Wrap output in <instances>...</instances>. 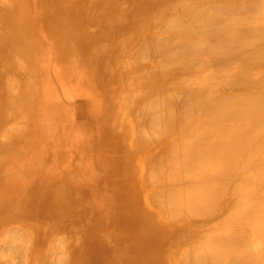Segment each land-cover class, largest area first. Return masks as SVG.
Instances as JSON below:
<instances>
[{
  "label": "rangeland",
  "instance_id": "rangeland-1",
  "mask_svg": "<svg viewBox=\"0 0 264 264\" xmlns=\"http://www.w3.org/2000/svg\"><path fill=\"white\" fill-rule=\"evenodd\" d=\"M145 1L0 0V30H3L1 25L6 24V36L3 39L7 37L8 40H14L11 44L8 42L12 51L9 52V60L5 65L12 66V73H4L5 89L0 87V92L6 95L2 100L4 103L0 105L4 111V119L0 124V264H102L101 260H107L105 264H143L145 250L142 251L134 239L138 229H149V259H159L157 264H179L177 252L181 251V255L190 245L197 246V243L205 241L207 233L210 236L211 232H215L214 229L222 230L224 227L211 223L212 220L206 221L208 217L203 221L198 216L194 217L195 220L193 217L182 218L183 216L176 214L167 217L166 207H162V210H141L139 207L143 202L140 198L144 200L141 192L142 170L146 161L136 154L130 156V160L125 155L121 159L118 146L115 156L117 164H112L108 159L111 155L108 146L114 147L115 133H125L130 129L133 134L134 130V122L130 118L132 115L122 106L124 92L131 87L138 72L144 71L146 75V71L155 66L154 60L143 56L146 55L145 35L149 34L146 31L150 28L149 25L158 20H162L160 23L163 24L169 17L176 19L177 11L180 8L182 10V7H175L176 11H166V7L175 0ZM164 8L165 10L160 11ZM151 18L154 21L152 23ZM0 48L3 49V46ZM145 59L150 61L147 63ZM237 63L238 67L232 63L234 68L231 69L232 64L230 68L227 65L224 68L228 67V71L235 72L242 66L240 62ZM259 63L262 62L256 63L259 65L258 70L264 71V63L261 64L262 67ZM159 64L162 68L161 63ZM3 66L1 64L0 72L5 69ZM171 69L168 68V72ZM225 69L216 71L213 76L218 73L222 75ZM175 70L173 77L177 75L179 79ZM157 71L159 75H163L162 71ZM204 72L206 75L211 73L207 69L202 74ZM228 76L226 83L223 80L225 77L221 76L223 83H228L227 87L221 82L214 86L215 89H219L218 86L221 85L227 90L242 89V86L229 88L232 86V76L230 73ZM214 79V84L218 83L217 80L220 83V78ZM161 82L164 83L165 78ZM160 86L157 89L155 87L156 91L163 90ZM132 92L134 93L131 90L130 95ZM68 120L79 128L70 126L72 124ZM153 135L155 134H151V138H157ZM105 136L107 139H104ZM134 137L133 144L139 139ZM155 151L153 148L152 156ZM144 158L146 160L145 156ZM109 165L112 169L114 166V170ZM37 171L38 174L34 176ZM153 180L155 181L154 177ZM49 181L51 182L48 183ZM124 183L127 189L123 190L134 196L129 209L131 211L126 210L128 207L125 204L124 209L119 202L121 185ZM27 186L30 187L29 190H26ZM26 194L30 197V204L34 202L41 206L43 203L40 202H47L45 207L41 206L46 210H29L30 204L26 208L13 205L18 198L24 199ZM226 196L228 206L232 203L234 205L233 196L225 195V198ZM229 198L233 200L232 203ZM48 204L51 208L55 206L57 210L48 212ZM230 208L227 209L230 211ZM222 210V215L223 212H229ZM221 213L215 216L216 220L223 218ZM175 217L180 220L176 222ZM190 219L194 222L186 223ZM198 219L203 223H199ZM57 220L61 221L60 224H68L70 220L71 228L65 224L57 225ZM196 221L198 223L194 224ZM237 225V228L245 229L244 224ZM236 226L232 227L236 229ZM79 227L84 228L88 237L91 234L89 239L75 232ZM229 228L225 227L226 231H222L227 232ZM101 230L103 231L100 232ZM202 230L207 235L201 233ZM185 234L191 235L187 237ZM182 235L185 238L181 243ZM168 241L171 244L174 241L173 244L176 245H171ZM260 241L256 240L253 244L256 251L264 248V243L261 241L263 244H260ZM102 242L113 250L108 256L97 252L100 251L97 245L100 246ZM81 246L85 247L86 254L93 252L95 256H90L89 260L85 258L86 261L81 260L80 253H75Z\"/></svg>",
  "mask_w": 264,
  "mask_h": 264
},
{
  "label": "bare ground",
  "instance_id": "bare-ground-1",
  "mask_svg": "<svg viewBox=\"0 0 264 264\" xmlns=\"http://www.w3.org/2000/svg\"><path fill=\"white\" fill-rule=\"evenodd\" d=\"M175 1L166 7V11L172 10L173 12L176 11L175 7H182V10L181 8L179 10L181 16L177 11L175 17H178L176 19L173 20L169 17L168 21L161 24L163 17L160 19L161 23L159 20L158 23L155 19L160 15L155 13L157 16H154L156 18L153 17V19L157 23H152L154 22L152 18L150 20L152 24L146 31L149 34L145 35L146 55L143 54V56L154 60L155 66L150 67L148 64L150 69L146 71L147 76L144 71L138 72L131 87L124 92V105L122 104V106L132 115L133 118H130L134 122V130L133 134L130 133V129H127L129 133H115L114 147L108 146V152L111 154L108 159L112 164H117L115 156L118 146L120 149L118 155L119 153L122 154L121 159H123V155L129 159L130 156L136 154L137 156L141 155V158L146 161L142 170V181L140 180L143 188V190L141 189L142 196L144 195V200L140 198V201L143 202L139 207L142 208L141 210H162V207H166L165 214L167 217L168 215L169 217L171 215L172 217L173 215H180L183 216L182 218L193 217L192 219L200 217L201 219H199L202 221L208 217L209 219L206 221L212 220L211 223L224 226L222 230L225 231V227L229 228L237 224L245 225V229H239L237 228L239 225H237L236 229L232 227L227 232L216 228L210 236L207 233L208 238L201 244L198 240L196 241V243L199 242L197 246H195L196 244L190 245L187 250L184 248L186 251L181 255V251L177 252L180 257L179 264H264V248L262 247L263 250L259 248L261 250L259 252L260 250L257 249L256 251L255 246H253L256 240H261L264 243V71L258 70L259 65L256 64L259 61L264 63V0ZM144 2L146 1L144 0ZM157 6L160 7L159 4ZM163 10L165 8L160 11ZM183 19L188 20L183 21ZM1 26L3 30H0V40L3 41H0V46H3V49L0 48V67L1 64L7 65L9 52L12 51L9 47L14 41L8 40L9 38L6 39L7 37L3 39V36H6L4 33L6 24L3 23ZM60 32L63 33L62 30ZM150 59L145 60L148 63ZM155 60L161 63L162 68ZM236 61L242 64L241 66L239 63V67H241L237 71L233 69L235 72H230L228 67L224 68L226 65L230 68L232 63L237 65ZM234 64L231 65L233 66L231 69L234 68ZM168 68L177 69L175 71L180 78L178 79L177 75L173 77L174 70L171 69L172 72H168ZM11 69H13L11 65L5 66L4 71L0 72V87L3 89H5L3 75L6 71L11 72ZM157 69L162 71L163 75H159ZM206 69L208 72L211 71L210 75H206L205 72L203 73L205 75L202 74ZM222 69H225L222 71V75L218 73L213 76L216 71ZM229 73L232 76L231 83L229 82L232 86L229 85V88L233 87L234 89V87L242 86V89H237L239 91L227 90L222 85L218 86L222 89H215L214 86L221 84V82L227 87L228 83H224L228 81L226 78ZM190 74L192 77H189ZM199 74L202 75L199 76ZM220 75L222 78L225 77L223 78L225 82L221 80ZM214 77L220 78V83L217 80L218 83L215 82L214 84ZM164 78L165 82L163 83L161 80L163 81ZM162 84L163 86H160ZM158 86L163 90L156 91ZM0 90L2 89L0 88ZM131 90L134 93L132 92L130 95ZM4 98H6L5 93L0 92V105L4 103L2 101ZM2 110L3 108L0 106V124H2L1 120L4 119V111ZM68 122L70 121L68 120ZM70 123L72 124H69L70 126L74 125L73 127L76 129L79 128V126H75V123ZM0 130H2L1 126ZM153 133L155 134L153 136H157V138H151ZM132 137L134 139L139 138L138 141L136 140L138 144L136 142L133 144ZM104 139H107V136ZM153 148L156 150L154 156L151 154ZM110 167L111 170H114V166L113 169L112 166ZM112 172L114 173V171ZM37 174L38 171L34 173V176ZM25 188L26 190L30 189L28 186ZM123 188L127 189L125 183L121 185L122 191L119 202L121 206L124 207L125 204L128 207L127 209L124 207V209L129 210L132 201H134V196H131ZM7 189L10 190L9 187ZM229 193L234 199L233 201L229 198L231 203L234 202V205L232 203L234 207L230 205L234 209L232 211L227 204L229 202L228 197L225 198V195L230 197ZM16 196L18 195L16 194ZM29 198L28 195L26 201L23 198H18L13 202V205L26 208L31 201ZM40 203H43L41 206L45 207L47 202ZM30 205L29 210H46L34 202ZM226 205L231 212L226 208ZM224 209L229 212L226 214L223 212ZM47 210L53 212L57 209L55 206L51 208L48 204ZM219 212L223 218L216 220L215 216H218ZM52 215L50 214V216ZM177 217L174 218L176 222L180 220L176 219ZM174 219L171 218L170 220L174 222ZM192 219L189 222H187L189 219L186 220V223L189 224L191 221L193 223ZM76 221L78 220L76 219ZM197 221L194 224H197ZM56 222L57 225L65 224L71 228L70 220L68 224L67 222L60 224V220ZM204 223L206 224L205 221ZM66 226L64 227L66 228ZM83 230L84 228L80 229L79 227L75 232L89 239L91 234L88 237ZM148 230L138 229L134 239L139 248L142 251L145 250L143 264H157L159 259L148 258L151 249ZM203 232L205 231L202 230L201 233ZM192 233L195 234L193 231ZM189 235L185 234L187 237ZM185 236L182 237V240L180 239L181 243ZM203 236L201 237L205 238ZM168 237H166V241ZM201 237L200 239H202ZM191 238L193 237L191 236ZM89 241L91 242V240ZM261 241L260 244H263ZM173 242L169 244L176 245ZM98 243L100 244V241ZM97 246V249H100L97 252H103L104 256H108L113 251L103 242ZM78 251L75 253H80L81 260L86 261L85 258L89 260L95 256L93 252L86 254L87 251L83 246L78 248ZM147 253L149 254L147 255ZM105 261L101 260L102 264H105Z\"/></svg>",
  "mask_w": 264,
  "mask_h": 264
}]
</instances>
